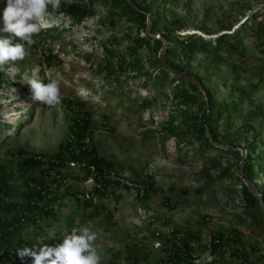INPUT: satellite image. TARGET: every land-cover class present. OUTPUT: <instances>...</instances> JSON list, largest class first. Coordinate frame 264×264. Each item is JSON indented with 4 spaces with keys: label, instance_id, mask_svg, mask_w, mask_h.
Segmentation results:
<instances>
[{
    "label": "rangeland",
    "instance_id": "rangeland-1",
    "mask_svg": "<svg viewBox=\"0 0 264 264\" xmlns=\"http://www.w3.org/2000/svg\"><path fill=\"white\" fill-rule=\"evenodd\" d=\"M73 1L61 0L60 9L42 20L31 45L0 30V38L23 43L27 53L24 60L9 63L1 72L0 161L13 166L7 156L13 150L56 153L69 138L73 119L88 112L92 134L87 142L94 143L113 163V178L123 180L104 197L95 195V203L112 214L102 212L85 224L97 233L101 264L111 262L114 254L135 243L147 245L148 257L142 264H156L165 257L160 239L187 228L201 238L200 246L194 244L196 264H246L232 254L235 247L261 258L260 264H264V169L255 166L259 177L253 184L245 175L250 152L253 156L264 153V34L257 38L248 33L237 44V51L224 49L216 54L199 50L189 57L170 58L174 66L166 67L199 87L192 101L173 85L155 101L153 89L138 86L144 79L114 83L98 65L106 47L125 53L136 36L161 39L158 57L163 61L167 41L160 35L161 29L214 40L238 30L248 17L264 14V0H134L143 9L150 4L153 9L159 7L161 29L152 33L150 11L147 28L142 29L103 0H93L89 14L78 22L65 12L66 4ZM80 4L88 8L86 0ZM6 6V0H1L0 29ZM45 29L55 31L47 36L42 34ZM155 47L151 43L139 49L147 66L157 57ZM34 70L45 84L48 79L60 81L59 104L47 106L33 99L26 80ZM207 88L225 110L219 139L213 142L220 150L202 154L199 129L210 103ZM143 99L151 100L146 108ZM206 136L211 139L209 130ZM77 173L83 178L82 171ZM211 179L213 183L207 184ZM239 179L261 199L255 208L246 205ZM70 183L87 192L94 186ZM147 183H153L152 191L143 197L138 189ZM217 233L240 234L241 240L212 256L209 245ZM251 246L258 251L252 253ZM112 262L127 264L123 259ZM7 264H33V258Z\"/></svg>",
    "mask_w": 264,
    "mask_h": 264
},
{
    "label": "trees",
    "instance_id": "trees-1",
    "mask_svg": "<svg viewBox=\"0 0 264 264\" xmlns=\"http://www.w3.org/2000/svg\"><path fill=\"white\" fill-rule=\"evenodd\" d=\"M82 1L84 0H74L70 5L66 4L65 8V12L78 22L85 19L93 5V0H86L88 2L87 8L80 4ZM103 1L114 10H119L121 15L138 23L142 29L147 28V13L150 14L151 12L149 19H151L152 29L150 33L155 29H161L163 15L159 7L153 9V4L143 9L134 0ZM252 21L253 24H251ZM49 29L43 30L42 34L49 36V33L55 31ZM248 33L254 37L262 38L264 14L254 15L252 19L248 17L238 30L210 41L204 40L200 34L180 35L176 34V31H169L167 28L161 29L160 35L167 41L163 61L158 57L163 46L161 39L136 36L132 39V45L127 48L125 53L121 54L106 47L103 59L98 65L114 83L121 84L129 79H144L138 86L144 89H153L157 94L153 98L155 101L160 100L162 95H166L164 89L170 85H173L187 101H192L199 87L183 76L174 75L166 67L174 66L170 58H176L178 55L189 57L199 50H210L216 54L221 53L224 49L237 51V44ZM151 43L156 44L154 53L157 57L147 66L139 55V49L144 45L150 46ZM1 72L0 76H2ZM207 91L210 96L208 113L203 114L199 129L202 135L199 138L202 154L209 150H220L215 147L213 142L219 139L218 127L221 115L225 110L223 106L217 104L209 88ZM150 102L151 100L143 99L142 106L146 108ZM206 130H209L211 139L206 136ZM91 134L90 115L86 112L73 119V124L70 126V136L56 153L46 154L13 150L7 152V156L14 163L13 166L0 161L1 264L21 261V258L16 254L20 248L25 246L38 247L44 243L55 246L62 243L64 233H71L74 227L84 226L88 221L99 217L102 212H106L108 216L112 214L103 205L95 203V195L104 197L110 190L119 186L120 182L112 178L116 171L113 163L99 153L94 143L87 142V136H91ZM253 155L254 153L250 152L249 162L247 161L245 164L246 178L252 184L259 177V172L255 170V166L264 169V153H258L257 156ZM72 162L79 166L78 170L75 171L74 168H71L70 163ZM80 171H82L83 178L77 173ZM92 175L95 181L93 190L90 192L93 193L92 197H87L88 192L85 188L76 189L78 186L70 183V181H74L85 184ZM221 177H223V172ZM212 181L213 179L207 180L206 183L212 184ZM138 185L140 184L136 183L134 186L137 188ZM239 185L246 205L255 208L261 199L241 179H239ZM253 186L261 191V186L255 184ZM152 187L153 183H147L138 191L144 197L149 195ZM262 191L264 190L262 189ZM262 196L264 198V192H262ZM66 210L70 213H66ZM52 231L57 232L53 235ZM170 235L160 239L161 251L165 257L156 264H196L194 244L198 243L200 246L199 233L187 228L174 230ZM240 240V234L237 237H228L224 233L214 234L209 245L210 253L215 256L221 253L227 245L232 242H240ZM146 248L147 245L142 243L127 245L112 256V261L123 259L127 264H142V261L148 257ZM251 250L252 253H256L258 248L251 246ZM232 254L246 264L262 263L261 258L255 259L237 247L233 249ZM112 261L107 264H114Z\"/></svg>",
    "mask_w": 264,
    "mask_h": 264
},
{
    "label": "clouds",
    "instance_id": "clouds-1",
    "mask_svg": "<svg viewBox=\"0 0 264 264\" xmlns=\"http://www.w3.org/2000/svg\"><path fill=\"white\" fill-rule=\"evenodd\" d=\"M7 6L3 12V32L15 36L31 45L32 37L42 28V20L57 12L61 0H6ZM26 47L23 43L13 44L10 39L0 38V71L5 66L17 60H24ZM33 99L47 106H55L61 101L60 81L48 79L45 84L38 78L34 70L27 78ZM97 233L88 225L73 228L70 234H65L62 243L55 246L41 244L38 247H23L16 254L23 260L32 257L33 264H101L103 259L95 244Z\"/></svg>",
    "mask_w": 264,
    "mask_h": 264
},
{
    "label": "built area",
    "instance_id": "built-area-1",
    "mask_svg": "<svg viewBox=\"0 0 264 264\" xmlns=\"http://www.w3.org/2000/svg\"><path fill=\"white\" fill-rule=\"evenodd\" d=\"M70 166H71V168H74V170L79 169V166H78L75 162L70 163ZM113 176H114V174H113ZM113 176H112V178H113ZM113 179H114V180H117V181H119V182H121V178H113ZM86 182H90V183H94V184H95V181H94V177H93V175L90 176V177L87 179ZM122 182H123V180H122ZM122 182H121V185H122ZM130 184H131V183H130ZM131 185H134V184H131ZM92 196H93V193H90V192L87 193V197H88V198H89V197H92Z\"/></svg>",
    "mask_w": 264,
    "mask_h": 264
},
{
    "label": "bare ground",
    "instance_id": "bare-ground-1",
    "mask_svg": "<svg viewBox=\"0 0 264 264\" xmlns=\"http://www.w3.org/2000/svg\"><path fill=\"white\" fill-rule=\"evenodd\" d=\"M192 32H194V31H192Z\"/></svg>",
    "mask_w": 264,
    "mask_h": 264
}]
</instances>
